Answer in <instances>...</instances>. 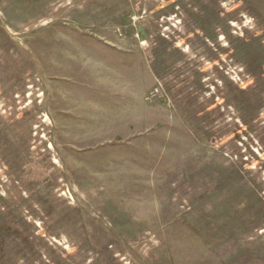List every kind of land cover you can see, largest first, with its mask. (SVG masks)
I'll use <instances>...</instances> for the list:
<instances>
[{
	"label": "rangeland",
	"instance_id": "1",
	"mask_svg": "<svg viewBox=\"0 0 264 264\" xmlns=\"http://www.w3.org/2000/svg\"><path fill=\"white\" fill-rule=\"evenodd\" d=\"M0 264H264V0H0Z\"/></svg>",
	"mask_w": 264,
	"mask_h": 264
},
{
	"label": "crops",
	"instance_id": "2",
	"mask_svg": "<svg viewBox=\"0 0 264 264\" xmlns=\"http://www.w3.org/2000/svg\"><path fill=\"white\" fill-rule=\"evenodd\" d=\"M107 62H105L103 64V66L106 65ZM112 67H114L116 69L117 65L114 61V63L112 64ZM72 86H76V84H74L73 82H71ZM62 95V93H61ZM59 103H66V112H70L72 114V116L76 117L77 119L74 118L75 122L74 124H81L79 123V121L81 120L82 116H87L85 115L83 112H81L80 106L83 105L84 103H94L95 101L92 100L91 97L89 96H85L84 94H77V95H67V97H59L58 99ZM67 106L69 107V109H67ZM66 114V113H65ZM63 114V115H65ZM60 115H61V111H55L54 112V117L56 118V122L58 124H63V122L60 120ZM133 124H139V123H133ZM69 145V144H68Z\"/></svg>",
	"mask_w": 264,
	"mask_h": 264
}]
</instances>
